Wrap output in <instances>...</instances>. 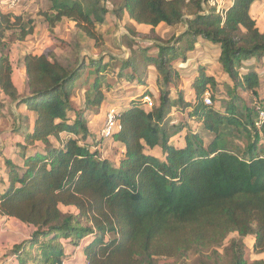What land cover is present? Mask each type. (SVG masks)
<instances>
[{
    "label": "trees",
    "instance_id": "trees-1",
    "mask_svg": "<svg viewBox=\"0 0 264 264\" xmlns=\"http://www.w3.org/2000/svg\"><path fill=\"white\" fill-rule=\"evenodd\" d=\"M209 1L49 0L39 16L52 36L68 20L100 46L98 28L110 16L151 30L128 28L130 55L115 79L105 78L104 58L85 55L66 66L51 52L26 55L25 96L12 79L11 53L34 34L35 21L0 11V90L36 116L22 147L23 166L8 161L0 176V217L34 228L8 252L16 264H63L65 245L78 247L86 239L87 264H189L196 256L198 264H264L247 261L244 243L253 236V252L264 253V124H258L256 111L262 76L244 67L253 61L264 68V34L251 16L261 0H231L224 17L207 7ZM162 24L187 28L165 41L156 32ZM199 39L219 50L218 62L232 84L220 109L204 103L217 83L202 67L193 82L194 102L178 86L176 64L187 61ZM134 40L153 45L142 48ZM149 68L157 73L159 104L147 111L142 100L154 98ZM121 81L147 91L119 111L121 129L110 142L118 145L115 157L120 149L123 154L112 163L97 150L87 113L100 110ZM174 108L200 125L196 132L187 128L184 148L171 144L186 129L173 123ZM239 138L247 141L242 155L234 145ZM156 148L162 158L150 154ZM233 234L238 239L221 255L218 250Z\"/></svg>",
    "mask_w": 264,
    "mask_h": 264
},
{
    "label": "rangeland",
    "instance_id": "rangeland-1",
    "mask_svg": "<svg viewBox=\"0 0 264 264\" xmlns=\"http://www.w3.org/2000/svg\"><path fill=\"white\" fill-rule=\"evenodd\" d=\"M48 6L49 0H30L29 2L23 4L22 7H20L18 10L14 11L15 13H18V11L20 10L19 12L31 16L35 21L36 25V30L33 36L30 37L26 42L18 44L12 49L15 65V79L17 85L19 86L18 88L20 90V96H25L27 92V79L24 70L21 66L23 60L22 58L29 53H40L45 48L47 49L50 47L53 49L49 50V52L52 53V56H54L57 60H59L62 64L66 66L73 65L75 62L74 60L82 58V56L85 55L94 59L104 58V63H106L108 66L107 76H105V78L114 77L113 79H115L116 76L114 75H116L115 73H117V67H119L123 61L127 60L130 55V52L127 48V39L129 38L127 31L129 28L128 24L125 26V22L123 23L113 18H108L106 23L98 28V32L100 33L103 40L100 46H96V43L94 41L88 39L84 33H82L75 27L73 22L68 20L63 21L61 24L58 25L56 34L54 36L49 34L46 28V23L39 16V12L45 10ZM2 10L4 13L6 12L0 6V11ZM252 18L256 20L258 28L260 29L261 33L264 34V0L259 3V6H257V9L255 10V13L253 14ZM181 27L178 30L179 32H175L166 25L162 24L161 26H159L157 33L163 40L169 41L172 39V37H175L177 34H181ZM132 43H136L142 48H149L153 45L152 42L142 40H134ZM151 52L156 53V50H151ZM218 60L219 50L216 47L209 46L208 48L202 47L197 54L191 55L186 64L177 65V69L180 71L181 74V79L179 80L180 83H178V86L179 89L185 93V99L187 101L194 102L195 92L193 89V81L195 79L194 77L198 75V69L202 67L206 71L207 75L214 77L217 83L216 89H210L211 98L213 97L211 106H213L215 109L216 107L218 109L222 107V102L223 100L225 101L226 98H228V91L232 87V84L230 82V79L224 74L222 66L219 64ZM244 67L258 69V72L261 74L262 83L260 85V88L258 89L257 96L258 102H263L264 68H262V65L260 63H256L253 61L245 63ZM245 72V70H242V73ZM109 81L112 80L109 78ZM91 82L92 80H88V82L83 84L82 91L79 92V98H77V103H82L83 93L85 91L84 88H86L87 86L89 87L91 85ZM113 82L114 80L110 83ZM121 82L122 89L118 88L117 90H112V92L109 93L108 103L102 109L87 113L89 132L92 138L94 139V142H101V131L106 121L107 112L114 108H120L118 105L119 103H126L130 98V94L128 95V93L133 92V94H138L142 90L140 88H137L136 86L134 88H131V85L128 84V82L126 81ZM152 87L155 89L154 86ZM240 94L242 97H244V99H246L250 103V98L248 94L246 95L243 92H240ZM152 100L154 102L153 107L158 106V94L157 98H153ZM13 103L14 101L12 99L5 97L0 92V112L4 116L2 122H0V128H6V125H8L6 119L12 116V113L15 112L12 108ZM121 109L122 108H120V110ZM146 109L147 111L151 110L150 107H147ZM29 116V113H17V119L23 122L25 125L29 124ZM179 118H181L180 115L176 114L173 119H176L177 123L178 121H180L178 120ZM8 120H10V118ZM11 121L13 122V124L15 123L13 118L11 119ZM180 123H182L186 127L190 126V129L193 131L195 129V131L198 130V128H196L197 125L195 123L188 124L186 118H183ZM0 131L2 130L0 129ZM20 139V136L14 137L13 142H10L6 150L11 149V152L15 151L16 153L17 150L14 146V141H20ZM174 142H177V140H174ZM234 145L237 147V150H239L240 154L242 155L241 151H244L247 145V141L245 138H239V140H237ZM115 148L116 146L113 144V142L104 143L103 156L108 155V160H110L112 163H116L118 160L117 157H115L113 154ZM5 153L8 154L7 152ZM8 155L13 157V154ZM0 167H4L2 161H0ZM2 222L3 220L0 219V248L12 243L11 239L20 240L27 233L26 230L23 231V229L15 233L13 231H9V228H7L6 223L3 222L5 224L4 225L2 224ZM235 239H238L237 234L229 236V238L224 243L223 247H221L218 252L221 255H224L226 249ZM244 243L246 245L245 256L249 263H252L256 260H264V253L256 254L253 252V236H249L244 241ZM4 250L5 248H2L0 250V253L2 252V254H0V264H16L14 260L13 262L9 261V257L6 255V253H3ZM198 258L199 256L191 258L190 260H188L187 263L198 264ZM226 260L227 257H225V261ZM160 264H164V262H160Z\"/></svg>",
    "mask_w": 264,
    "mask_h": 264
},
{
    "label": "crops",
    "instance_id": "crops-1",
    "mask_svg": "<svg viewBox=\"0 0 264 264\" xmlns=\"http://www.w3.org/2000/svg\"><path fill=\"white\" fill-rule=\"evenodd\" d=\"M262 2L261 1H258L256 2L253 6H252V9H251V16H253V14L255 13V10L257 9V6H259V3ZM230 3H231V0H230ZM20 11V10H19ZM17 14H21L22 12H19ZM3 12V10H2ZM7 13V12H5ZM41 18V17H40ZM108 18H113V17H108ZM107 18V19H108ZM114 19V18H113ZM116 20V19H115ZM125 22V23H124ZM123 23L125 24V26L128 24L129 27H132V28H135V30L138 32V33H141V34H148L151 30V27L149 26H144V25H138L136 23H134L133 21H130L128 17H126L123 21ZM161 26V25H160ZM182 26V27H181ZM182 28L181 30V34L186 30V26L185 25H180V26H176V27H169L170 29H172L173 31L177 32L179 30V28ZM47 28V26H46ZM159 28V27H158ZM158 28L156 29V32H158ZM36 30V28H35ZM57 30V29H56ZM48 31V30H47ZM179 32V31H178ZM264 32V31H263ZM35 33V32H34ZM180 34V35H181ZM33 36V35H32ZM30 36V37H32ZM179 35L177 34L175 37H178ZM29 37V38H30ZM28 38V39H29ZM27 39V40H28ZM26 40V41H27ZM25 41V42H26ZM24 43V42H22ZM21 44V43H19ZM18 45V44H16ZM15 45V46H16ZM14 46V47H15ZM209 46H213L210 42H207V41H204L202 39H199L197 44H196V48L194 51L190 52L188 55H187V61L186 62H178L176 64V67L177 65L179 64H186L190 58L191 55H195L198 53V51L201 50L202 47H206L208 48ZM13 47V48H14ZM215 47V46H213ZM12 48V49H13ZM49 50H53L51 47L50 48H45L42 52L40 53H29V54H33V55H41V54H44V53H48ZM13 53V51H12ZM11 53V63H12V67H13V75H12V79H13V82L18 90V92L20 91L19 90V86L17 85L16 83V79H15V65H14V57H13V54ZM27 54V55H29ZM219 55H220V52H219ZM26 56V55H25ZM24 56V57H25ZM24 57L22 59H24ZM23 70H24V73L26 75V71H25V67H24V64H23V60H22V64H21ZM153 70V71H151ZM180 72V71H179ZM198 75H196L194 78V81L197 79ZM27 79V77H26ZM156 79H157V73L155 71L154 68H149V78H148V87H149V91L154 95V98H157V94H158V86H157V82H156ZM193 81V82H194ZM261 83H262V79H261ZM261 85V84H260ZM154 86L155 89L152 87ZM131 88H134L135 86L131 85L130 86ZM137 87V86H136ZM137 88H140L142 89L140 91V93L138 94H133V92L131 93H128V95L130 94V98L128 99V101L126 103H119V107L120 108H123V107H127V105L131 102V101H138L140 102L141 101V96L143 95V93L145 91H147V89H143L142 87H137ZM122 89V87L120 88ZM28 84H27V92L26 94L28 93ZM0 92L5 96L7 97L1 90ZM19 95H20V92H19ZM175 94H173V99L176 98V95L174 96ZM159 96V95H158ZM109 94L107 96V100L105 101V103L103 104L102 108L108 103L109 101ZM8 98V97H7ZM186 98V97H185ZM10 99V98H9ZM13 112L12 113V116L8 117V119L10 118V120L6 119L7 122H8V125H6V128L3 129V128H0L2 131H0V161H2V164L4 165L3 168L0 167V176H3V174H5L6 170H7V162L9 161L10 163L14 164V165H17V166H23V159H22V155L23 153H25V151L22 150V147L25 145V136L29 133L32 132L33 130V127H34V123H35V120H36V116L35 114L31 113L25 106H22V107H19L17 108L15 106V103H13ZM101 108V109H102ZM120 108H118L120 110ZM17 113L19 114H26V113H29L30 116V120H29V124L28 125H25L23 122L19 121L17 119ZM180 115L181 118H179L178 120H183V118H186L188 124H196L198 128V130H200V125L198 123H196L195 121L193 120H189L188 117L181 113L180 111H178L176 108L173 109V112L171 114V118L173 120V123L174 124H178L180 121H178L176 123V119L174 120V116L175 115ZM4 118L3 114H1L0 112V122H2V119ZM14 119L15 123L13 124V122L11 121V119ZM25 119V117H24ZM89 125V124H88ZM89 128V126H88ZM187 128L190 129V126L189 127H186V129H184V131H182L180 134H178L176 137H174L172 140H171V144L174 145L175 147L177 148H184L185 145H186V142H185V137H186V134H187ZM196 130V129H195ZM194 130V132H196ZM193 131V130H191ZM20 136V141L19 140H15V148H16V153L15 151H12L11 152V149L10 150H6L8 148V145L10 144V142L12 143L13 142V138L14 137H18ZM62 139H65L68 137V135L66 134H63L61 135ZM174 140L177 142H174ZM51 142L54 144V145H57V141L54 139V138H51ZM110 142V141H109ZM113 142V141H112ZM104 143H106V141L104 142H100L98 143L97 145V150L100 152L101 156L103 159H109L107 156H103V148H104ZM113 144L118 147V145L116 143L113 142ZM14 148V149H15ZM31 150L32 149H29L26 154L27 155H30L31 153ZM121 150V155L120 157L122 156L123 154V149H120ZM5 152H7L8 154L12 155L13 154V157L12 156H9L8 154H6ZM150 154L154 155V156H157L158 158H162V155H161V151L159 148H156L155 150L153 151H150ZM19 155V156H18ZM120 157H117V162L119 161ZM21 162V163H20ZM65 212H73L74 209L73 208H65L64 209ZM1 220H3V222L6 223V226L7 228H9V231H13L14 233L17 232V231H20L23 229L26 230V234L20 239V240H15V239H11L12 240V243L8 244V245H5L3 246L2 248H5V250L3 251V253H6V255L8 254V252L13 248L14 245L16 244H19L21 243L22 241L24 240H27L30 238V236L32 235V233L34 232V228L31 227V226H28V225H25V224H22L18 221H15V220H9L7 218H2L0 217ZM2 222V224H4ZM5 225V224H4ZM254 238V237H253ZM90 242V239H86L83 241V243L81 244V246H78V247H75V246H72L71 244H66L65 245V255H66V259L64 261L63 264H87V260H86V256L84 254V248L87 246V244ZM1 246V245H0ZM0 248V250L2 249ZM2 254V252L0 253ZM1 261V260H0ZM9 261H12L13 262V259L9 258Z\"/></svg>",
    "mask_w": 264,
    "mask_h": 264
},
{
    "label": "built area",
    "instance_id": "built-area-1",
    "mask_svg": "<svg viewBox=\"0 0 264 264\" xmlns=\"http://www.w3.org/2000/svg\"><path fill=\"white\" fill-rule=\"evenodd\" d=\"M29 1L30 0H0V6L6 12H14L20 7H22L23 4ZM229 4L230 0H210L207 3V7L216 9L217 13H220L224 17V12L227 10ZM142 103L145 105L146 108L150 107L152 109L154 106V102L150 97H145L142 100ZM204 103L208 106L212 105V98L209 92H207L204 97ZM119 111L120 110L118 108H114L107 112L106 121L101 131V141H111L113 139L114 134L121 129ZM256 111L259 120L258 124H264V103L258 102V104L256 105Z\"/></svg>",
    "mask_w": 264,
    "mask_h": 264
}]
</instances>
